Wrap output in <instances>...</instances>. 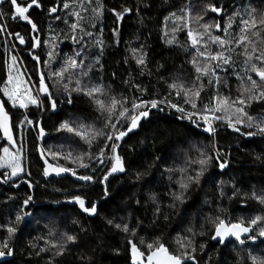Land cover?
Wrapping results in <instances>:
<instances>
[{
    "label": "trees",
    "instance_id": "16d2710c",
    "mask_svg": "<svg viewBox=\"0 0 264 264\" xmlns=\"http://www.w3.org/2000/svg\"><path fill=\"white\" fill-rule=\"evenodd\" d=\"M206 2H212L218 7L222 6L223 11L220 15L208 12L204 22L216 21L223 25L224 15L231 14L239 5L255 9L254 15L257 19L264 14V0H100L103 7L99 17H96L93 11L98 6L96 0H84L83 4H80L79 0H76L75 4L69 0L67 9L64 8L65 0H38L41 7L33 6L29 13H26L37 25L38 31L33 32L31 25L26 21L12 18L10 2L5 0L0 5V13L5 14V18L0 19V25L12 36V40L10 41L6 34L2 36L0 32V86H3L7 79L6 61L10 55L17 57V64L26 77L31 78L29 81L32 86H38L37 69L39 73L47 77L50 68H59L61 65L58 61H63L66 55H72L73 51H76L82 53L80 58L85 60V64L92 63L95 57L100 56L103 69L97 70L99 68L97 65L90 71L89 78L92 82H102L105 87L111 85L113 94H123L131 99L134 94L139 95L132 88V84L135 83L147 89L144 99H152L154 95L156 98H161L168 92L165 81L171 82L173 79L190 81L195 74L192 65L187 62L192 58L195 49L188 45L186 30L182 29L176 33V36L180 44L189 47L187 52L175 44H166L165 40L170 38L171 33L169 32L168 37H164V33L173 26V20L166 21L164 17L170 12L176 13L177 16L183 15L180 9L186 4L192 5V13H199ZM125 6L131 11L117 22L112 10L122 11ZM51 7H55L57 11L50 13ZM74 10L79 11L84 17L81 26L86 32L92 33L89 37L76 29L77 43H73L71 38L73 32L69 29V24L75 22V17L70 15ZM65 20L68 23H65ZM192 26L195 27V25ZM114 27L119 29L116 37L112 34ZM213 32L215 33L216 30L213 29ZM15 33L24 37V44L19 42ZM217 34L223 35V33ZM54 36L55 40H53ZM34 37H37L36 49L32 48ZM97 40L103 41V55H101V47L96 44ZM44 41L49 43L45 45ZM141 47L146 53L147 60L143 75L130 52L127 51L129 48L140 49ZM49 50L54 53V57L49 66L45 67L43 61L48 59ZM239 50L237 47V51ZM33 55L39 57V60H34ZM125 57H127V63H125ZM158 65L162 67L158 68ZM231 71L228 69L226 76L230 87L220 86L219 91L235 98L238 95L236 90L238 81ZM220 75L224 77L225 73L220 72ZM251 75L258 79L254 73ZM161 77H164V80H161ZM125 79H128L130 83L124 84ZM46 82L51 87L52 82L50 80ZM203 83L206 87L202 93V103L208 102L215 91L208 85L206 79ZM53 95L58 100L62 99L58 112L55 114L50 111L40 112L31 105L27 110L14 108L11 103H6L7 98L0 93V103H6L5 110L9 113L10 126L19 121L21 114L28 113L29 119L40 121V126L45 131V135L37 139L38 129L34 125L14 128V146L12 145L11 149H17V152L20 150L19 152L26 156V174H22L19 181L14 178L9 183L0 182V225L15 219L22 200L28 194H31L34 200L25 209L31 215L25 217L18 226V232L10 241L14 254L10 260L0 264H49L50 258L53 264H130V253L124 234L109 226L105 218H114L120 222V218L124 217L133 226H136L139 219L142 222L138 229L140 236H146L148 239L161 236L163 242L175 251L174 238L177 234H184L185 229L190 225L200 231V225L209 215H215L218 207L224 210L222 214L225 217L233 220L237 217L248 220L256 214L264 215V206L244 195L247 193L250 197L253 191L264 194V136H243L229 129L223 122H216V134L211 136L189 125L187 121H178L176 114L166 109L163 112L152 110L150 119L144 121L139 130L129 134L123 140L119 152L125 159L127 171L110 177L108 198H102L103 190L98 182L86 184L69 176L61 179H46L42 175L43 160H41V153L37 151V146L44 149L45 158L49 163L71 167L78 174L91 172V169L79 168L70 160L59 157L53 159L48 150L62 154L71 151L74 155L89 151L79 137L63 130L57 132L56 128L61 120L91 124L96 121L97 116L89 99L82 94L72 93L71 105L63 99L62 90L59 94L53 90ZM171 99L175 101L177 98L173 95ZM248 111L253 116H264V101H254L248 107ZM181 124L189 129V135L186 137L177 139V133H174L169 142L167 137L158 136L153 141L149 136L145 144L140 143L149 129H177L179 132L178 126ZM238 127L241 132L256 131L255 128L248 129L244 125ZM2 138L3 132H0V149L9 147L8 141H3ZM213 143L222 150L221 158L229 160L228 166L221 170L216 159H213L208 170L201 177L200 184H192L189 188L185 202L177 204L175 209L167 207L171 203L169 193L177 190L176 180L181 174L168 173L165 168L182 166L187 169L189 175H195L194 169L199 165L189 164L188 161L198 158V149H203L208 155H212ZM257 157L260 158L257 159ZM149 164L153 166L149 168ZM5 171L7 170L0 169V181L3 180L2 174ZM137 171L145 173L140 180L135 179ZM24 180H29L33 184L31 192L27 184L23 183ZM221 180L227 182L223 185L225 192L223 197L217 191V182ZM234 189H239L240 193L229 199ZM149 193H155L162 206V212L158 218L153 216L155 205L148 200ZM72 194L85 195L89 202L98 200L99 214L88 217L79 210L78 206L66 202L65 197ZM206 199L209 203H205ZM137 200L140 201L138 205ZM54 201L59 203H53ZM165 214L168 220L164 219ZM74 219L79 220L80 223L74 224ZM49 228L56 230L54 235H47ZM81 228L85 231L82 232ZM60 232L77 235V242L67 245L65 252L59 256L53 255L55 250L36 255L39 247L48 246L43 239L35 238L45 237L56 240L59 239ZM5 235H7L6 231L0 229V241ZM29 241L39 247L35 249L29 247ZM201 242L206 244L204 252L199 250ZM196 248L194 255L199 264H204L208 260H211V264H237V253L243 257L244 264H250L249 253L264 256V237L255 242L246 241L243 247L235 244L234 241L229 242L227 247H221L209 236L197 235Z\"/></svg>",
    "mask_w": 264,
    "mask_h": 264
},
{
    "label": "snow or ice",
    "instance_id": "6c2138e0",
    "mask_svg": "<svg viewBox=\"0 0 264 264\" xmlns=\"http://www.w3.org/2000/svg\"><path fill=\"white\" fill-rule=\"evenodd\" d=\"M9 2L12 18L26 21L31 25L32 31L37 32V25L26 13H29L33 6L41 7L38 0H9ZM71 2L75 4L76 0H71ZM79 2L83 4L84 0H79ZM96 3L98 6L93 11L96 17H99L103 5L100 4V0H96ZM64 8H69V0H65ZM191 9L192 5L186 4L180 9L183 15L177 16L176 13L170 12L168 16L164 17L166 21L169 19L173 20V26L168 31H165L164 37H168L170 32L171 36L166 38V44H175L187 52L189 47L180 44L176 36V33L182 29L186 30L188 45L195 49L192 58L187 62L192 65L195 74L190 81L179 79H173L171 82L165 81L168 92L161 98H156L154 95L152 99H144L147 89L135 83L132 84V88L139 95L134 94L129 99L123 94H113L111 85L105 87L102 82H92L89 78L90 71L97 65H99L97 70L103 69V65L100 63V56L95 57L92 63L85 64V60L80 58L82 53L76 51H73L72 55H66L63 61H58L61 65L59 68H50L47 77L39 73V69H37L39 74L38 86L29 87L20 75H13L15 69L9 70L7 79L4 81L3 86H0V93H3V96L7 98L6 103H11L14 108L18 106L20 109L27 110L31 105L35 106L40 112L50 111L55 114L58 112L62 99L58 100L53 95V90L58 94L62 90L63 99H66L69 105L73 103L72 93L82 94L89 99L93 110L97 113L96 121L91 124L61 120L56 128L57 132L63 130L79 137L87 145L89 151H82L74 155L71 151L62 154L51 149L48 150L53 159L59 157L70 160L79 168L91 169V172L78 174L71 167L49 163L45 158L44 149L37 146V151L41 153V160L44 161L42 175L45 178L49 177L51 173H55L57 176L68 173L76 180L83 181L86 184L98 182L103 190L102 198H108L110 196L108 187L110 177L127 171L125 159L120 154L119 148L129 134L139 130L143 122L150 119L152 110L163 112L165 108L172 109L178 114L176 116L178 121H187L189 125H193L211 136H215L217 131L215 122L226 123L229 129L246 137L254 135L264 136V116H253L248 111V107L254 101H264V14H261L260 18L257 19L254 15L255 9H251L250 6L239 5L235 7L231 14L224 15V22L221 25L216 21L204 22V17L208 12L220 15L223 11L222 6L218 7L212 2H206L203 10L199 13H192ZM56 11L55 7L49 9L50 13ZM112 11L116 21L119 22L131 9L125 6L122 11H116L115 9ZM70 15L75 17V22L69 24V29L73 32L71 37L73 43L78 42L75 36L76 29L91 37L92 33L86 32L81 26L84 17L80 15L79 11L74 10ZM4 18L5 14L0 13V19ZM56 19H60V17H56ZM65 23H68V21L65 20ZM192 25H195V27ZM234 26H236L235 29ZM213 29L216 30L215 33ZM118 31V27L113 28L112 34L114 37L117 36ZM217 33H223V35ZM15 35L21 44L25 43L23 36L19 33H15ZM55 39L56 37L54 36L53 40ZM36 40L37 37H34L33 49L37 47ZM44 43L47 45L49 41H44ZM96 44L101 47V55H103V41L97 40ZM213 46H215L214 49ZM237 47L240 49L239 51H237ZM127 51L130 52L140 69L141 75H143L147 67L146 53L143 51V47L140 49L129 48ZM47 56L48 59L43 61L45 67L49 66L54 53L49 50ZM12 59L15 61L16 57ZM33 59L38 61L39 57L33 55ZM127 62V57H125V63ZM159 67H162V65H158ZM228 69L232 70L231 74L238 81L236 87L238 95L235 98L230 95H224L219 91L220 86L230 87L226 79ZM220 72H224L225 76L222 77ZM251 73H254L258 79L253 78ZM149 75H151L150 72ZM85 78L88 79L86 80ZM160 79L164 80V77ZM205 79L215 91L208 102L202 103V93L206 87L203 83ZM48 80L52 82L51 87L46 82ZM123 83L127 85L130 81L125 79ZM33 88H35V91H33ZM173 95L177 98L175 101L171 99ZM6 103H0V132H3L9 145L14 146L13 132L15 127L24 128L27 125H34L38 129L37 139L45 135L43 127L40 126V121L29 119L28 113L21 114L19 121L15 125L10 126L9 113L5 110ZM239 125H244L248 129L255 128L256 131L241 132ZM178 128L180 129L179 132H177V129H149L140 143L145 144L149 136H151L153 141L159 136L167 137L169 142H171L174 133H177V139L189 135L187 127L181 124ZM212 148V155H208L203 149H198V158L188 161L189 164L199 165L198 168L194 169L195 175H189L187 169L182 166L165 168L168 173L179 172L181 174L176 180L177 190L169 193L171 203L167 207L175 209L177 204L185 202L189 188L192 184H200L201 177L208 170V166L213 159H216L221 170L228 166L229 160L221 158L222 150L215 143L212 144ZM0 152L3 153V155H0V168L10 170L11 177H16L17 181H19L20 173L24 172L21 156L18 152H11L8 147L0 149ZM259 158L257 157V159ZM93 164H95V167H93ZM152 166L151 164L148 165L149 168ZM97 172H99V175H97ZM2 175L3 180L0 182H9V172L5 171ZM143 175H145L144 172L137 171L135 179L140 180ZM169 179H171V176H169ZM23 183L27 184L29 192L33 190L34 186L29 180H24ZM225 183L227 182L223 180L217 182V191L221 197L225 195L223 190ZM15 186V183H13V187ZM56 191H60V189H56ZM239 193V189H234L232 197H229V199L236 197ZM244 195L264 206V194H257L253 191L250 197L247 193ZM33 200L34 197L28 194L22 200L15 219L0 225V229H4L7 233L0 241V257L14 254V248L10 246V241L18 232V226L25 217L31 215L25 209ZM148 200L155 205L153 216L158 218L162 212V206L158 202L157 195L149 193ZM65 201L74 203L88 217H94L99 214V201L92 200L89 202L85 195L72 194L66 196ZM53 203H59V201H54ZM136 203L138 205L140 201L137 200ZM205 203H209V201L206 199ZM223 212L224 210L218 207L216 214L209 215L205 222L200 225V231L190 225L185 229L184 234L178 233L174 238L175 251L171 250L163 242L161 236H155L152 239L140 236L138 229L142 222L139 219H137L136 226H133L124 217L120 218V222H117L114 218H105V221L116 231L124 234L127 249L130 253V264H199L194 255L197 251V235L202 237L209 236L213 242H216L221 247H227L231 241L243 247L246 241L255 242L259 238L264 237V215L256 214L248 220L244 217H237L233 220L230 217H225L222 214ZM164 219L168 220L167 214L164 215ZM73 223L78 225L80 221L74 219ZM55 231L54 228H49L47 235L52 236ZM81 231L83 232L85 229L81 228ZM35 239H43L45 245L48 246L39 247L29 241V247L33 249L39 247L36 255L55 250L53 255L59 256L65 252L67 245L77 242L78 236L60 232L59 239L56 240H49L45 237H37ZM199 250L201 252L206 250L204 242L199 244ZM248 261L250 264H264V256L249 253ZM49 264H53L51 258L49 259ZM204 264H211V260L205 261ZM237 264H244L240 253H237Z\"/></svg>",
    "mask_w": 264,
    "mask_h": 264
},
{
    "label": "rangeland",
    "instance_id": "374dc122",
    "mask_svg": "<svg viewBox=\"0 0 264 264\" xmlns=\"http://www.w3.org/2000/svg\"><path fill=\"white\" fill-rule=\"evenodd\" d=\"M0 32H1V35L3 36V33L5 32V30H1ZM5 34H6V33H5ZM13 57H15V55H10V56L7 57V58H8L7 61H6V66H7V71H6V72H7V76H8V72H9L10 69H15V71L13 72V75H20L21 78H22L23 80L26 81L27 85H28L29 87H32L31 82H30L29 79L26 77V75H25V73L23 72V70L21 71L19 65L17 64V57H16L15 61H13V59H12ZM33 91H35L34 88H33ZM17 107H18V106H17ZM18 108H19V107H18ZM215 124H216V122H215ZM11 147H12V145H10V146L8 147L9 150H10L11 152H13V153H17V151H16L17 149L12 150ZM18 154L21 156V163H22V166L24 167V172L20 173V176H22V174H26V173H25V172H26V156L23 155V153H21V152H18ZM1 155H3V153H2ZM0 169H2V170H7V171L9 172V177H10L9 182H10L12 179L16 178V177H11V175H10V170H8V169H3V168H0ZM9 182H7V183H9Z\"/></svg>",
    "mask_w": 264,
    "mask_h": 264
},
{
    "label": "water",
    "instance_id": "95a60500",
    "mask_svg": "<svg viewBox=\"0 0 264 264\" xmlns=\"http://www.w3.org/2000/svg\"><path fill=\"white\" fill-rule=\"evenodd\" d=\"M5 2V0H0V5L2 4V3H4ZM36 49V48H35ZM3 141H6L7 139L4 137V134H3ZM43 162V166H44V161H42ZM65 176H69V177H72L73 178V176L71 175V174H68V173H64V174H61L60 176H57L55 173H51L50 175H49V177H47L46 179H61V178H64ZM69 204H71V205H75L74 203H69ZM216 243V242H215ZM11 257L12 256H8V255H5V256H3V257H0V263H2V262H5V261H7V260H10L11 259Z\"/></svg>",
    "mask_w": 264,
    "mask_h": 264
},
{
    "label": "built area",
    "instance_id": "2783aa9c",
    "mask_svg": "<svg viewBox=\"0 0 264 264\" xmlns=\"http://www.w3.org/2000/svg\"><path fill=\"white\" fill-rule=\"evenodd\" d=\"M0 29H4L3 27H2V25H0ZM5 30V29H4ZM1 31V30H0ZM5 33H6V35H7V38L11 41L12 40V36L10 35V34H8L6 31L3 33V35H5ZM167 111H172L173 113H175V111L174 110H172V109H167V108H165ZM176 114V116L178 115L177 113H175Z\"/></svg>",
    "mask_w": 264,
    "mask_h": 264
}]
</instances>
